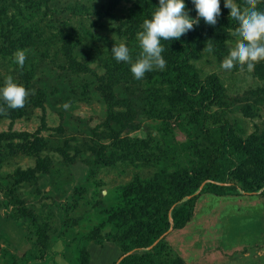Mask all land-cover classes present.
<instances>
[{"label":"rangeland","instance_id":"374dc122","mask_svg":"<svg viewBox=\"0 0 264 264\" xmlns=\"http://www.w3.org/2000/svg\"><path fill=\"white\" fill-rule=\"evenodd\" d=\"M136 1L0 0V86L11 75L30 93L23 116L0 120V155L6 157L0 167V264H83L85 250L90 264H119L131 254L124 255L123 240L161 209L159 184L183 180L179 159L205 144L213 148L215 135L206 125L238 134L253 152L264 147V61L251 73L222 70L239 43L236 27H226L228 38L216 52L198 44L197 73L215 93L201 124V108L174 87L167 62L137 80L129 63L113 58L111 49L120 43L133 62L140 57L136 34L151 15L136 9V20ZM146 2L159 6V0ZM17 50L26 53L23 67L15 62ZM15 133L29 140L11 138ZM37 138L50 149L40 155L50 158L48 167L23 151L12 157L13 143L26 147ZM21 173L34 178L20 180ZM201 189L194 218L160 238L163 263L264 264L262 191L217 196ZM189 198L171 209L172 225L175 210Z\"/></svg>","mask_w":264,"mask_h":264},{"label":"trees","instance_id":"16d2710c","mask_svg":"<svg viewBox=\"0 0 264 264\" xmlns=\"http://www.w3.org/2000/svg\"><path fill=\"white\" fill-rule=\"evenodd\" d=\"M136 20L138 15L136 9L140 14L146 12L147 15H152L158 5L147 3L146 0H138L133 3ZM191 9L190 15L196 16L193 5L186 6ZM264 10V3L262 9ZM229 14L224 10L221 11V18L218 20L215 27L209 26L201 22L194 30L189 31L183 35L179 40H162L164 47V55L168 63L171 74L175 76V88L184 89L188 93L191 100L201 108L200 116L203 117L201 124L208 121V107L214 101V91L208 83L197 73L195 67L196 62L200 57L201 42H206V48H212L216 52L217 49L224 48V42L227 40L226 27L235 28L236 25L231 23ZM232 24V25H231ZM225 26V27H224ZM201 46V47H202ZM27 103V101H26ZM25 103V104H26ZM193 105V104H192ZM5 110V111H4ZM4 112V113H3ZM0 120L6 116L10 118H19L24 114V106L18 109H0ZM209 128L212 137L210 144L213 148L205 144L200 150L194 152L192 157H183L181 164L177 166V175L182 174L183 180H164L156 188L155 194L161 202V209L155 218L143 226L133 236L124 239L120 247L125 254L131 253L123 258L119 264H164L163 263V242L160 238L170 230L183 229L195 216V202L198 197L196 191L201 189L200 194L210 193L217 196H236L239 191L244 194H257L260 190L261 195L264 196V147L259 152H253L251 149L245 148L238 134L234 132H226L223 126L216 124L206 125ZM222 135L221 133H223ZM11 138H23L29 140L26 134H13ZM209 142V141H208ZM13 143V142H12ZM15 148L13 152L17 155L21 151L36 157L40 164L50 165V158L45 159L40 156L42 152H48L50 149L46 143L36 139L34 143H29L26 147H20L19 144H12ZM214 148H216L214 150ZM215 152L210 158L206 155L207 152ZM0 155V167L5 162L6 157ZM11 157V158H12ZM172 161L177 162L179 155L175 156ZM28 173H31L30 171ZM33 175L21 173L20 180L33 179ZM206 184L204 183L205 181ZM204 183V186L203 184ZM230 183H233L230 185ZM157 185L155 184V187ZM233 186V187H232ZM190 197L186 202L181 204L174 212L173 225L170 223L169 213L174 205ZM170 198V199H167ZM158 240L160 242L148 252L139 253L140 249L147 248ZM90 254L88 250L84 252L83 264H90ZM178 264H185L180 260Z\"/></svg>","mask_w":264,"mask_h":264},{"label":"clouds","instance_id":"9594fccd","mask_svg":"<svg viewBox=\"0 0 264 264\" xmlns=\"http://www.w3.org/2000/svg\"><path fill=\"white\" fill-rule=\"evenodd\" d=\"M190 3L196 12L195 17L190 15L191 9L186 7V0H159V6L151 18L143 21L142 30L136 34L142 49L140 57L133 62L130 49L120 43L111 49L113 58L117 62L129 63L130 71L137 80L142 79L146 72L163 69L166 60L162 55V40H179L194 30L201 19L205 24L215 27L221 18V0H190ZM223 3L225 11L230 14L231 23L236 25L234 37L239 43L230 50L222 70L229 73L239 68L251 73L258 63L264 61V10L257 7L258 0H243V5L238 0H223ZM14 58L23 67L25 51L17 50ZM29 94L11 75L0 86V102L8 109L22 108ZM64 107L67 109L69 105L65 103Z\"/></svg>","mask_w":264,"mask_h":264}]
</instances>
